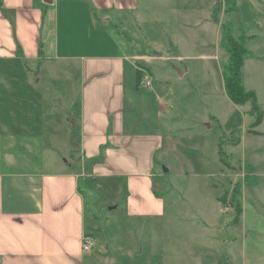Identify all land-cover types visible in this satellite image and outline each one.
Wrapping results in <instances>:
<instances>
[{
	"label": "rangeland",
	"instance_id": "obj_1",
	"mask_svg": "<svg viewBox=\"0 0 264 264\" xmlns=\"http://www.w3.org/2000/svg\"><path fill=\"white\" fill-rule=\"evenodd\" d=\"M136 5L114 15L108 27L126 41L131 56L160 58L137 69L173 106L162 114V129L170 134L163 133L154 167L164 211L161 217L126 218L124 179L110 189L97 180L89 190L81 186L89 193L86 235L95 242L86 264H264V0H137ZM223 25L246 50L241 83L263 113L258 126L250 103L234 105L225 95L229 54ZM32 65L23 70L30 79L41 76L42 84L43 75ZM179 71L187 73L179 78ZM43 89L52 101L46 112H64L52 115L64 133L67 115L59 98L73 93V103L79 102L80 86L76 91L62 83L52 69ZM15 94L2 84L0 112L7 106L19 110L22 90L20 98ZM76 110L68 119L77 121ZM64 127L71 129L74 151L78 124ZM237 206L241 214L235 223Z\"/></svg>",
	"mask_w": 264,
	"mask_h": 264
},
{
	"label": "crops",
	"instance_id": "obj_2",
	"mask_svg": "<svg viewBox=\"0 0 264 264\" xmlns=\"http://www.w3.org/2000/svg\"><path fill=\"white\" fill-rule=\"evenodd\" d=\"M136 2L0 0V89L4 83L16 97L23 93L19 110L0 112V264L92 259L81 249L88 233L85 191L92 181L110 189L126 180L128 219L163 215L155 156L170 134L162 129V114L173 106L151 80L149 86L137 83V68L160 58L131 56L126 41L108 27ZM27 64L38 67L43 83L55 69L62 83L76 91L80 86L79 102L73 103V93L59 98L64 126L78 124L74 151L71 129L63 126V133L61 121L52 118L64 112H46L52 101L41 76L30 79L23 70ZM181 73L179 78L187 71ZM74 106L77 121L68 119Z\"/></svg>",
	"mask_w": 264,
	"mask_h": 264
},
{
	"label": "trees",
	"instance_id": "obj_3",
	"mask_svg": "<svg viewBox=\"0 0 264 264\" xmlns=\"http://www.w3.org/2000/svg\"><path fill=\"white\" fill-rule=\"evenodd\" d=\"M221 33L224 35L222 37V41L227 45V51L229 54V63L226 69V73L224 75V92L229 101L234 105H244L246 103H250L251 107V115H254V126H258L261 124L263 119V113L260 111L257 99L255 94L250 91H245L243 85L241 83V70L244 64V59L246 57V50L240 43H236L233 41L231 34L229 32V27L226 25L221 26ZM138 73V72H137ZM140 74H137V83L139 84ZM254 135H258V133L253 132ZM220 151V150H219ZM241 214V208L239 206L236 207V214L234 222L238 221V218Z\"/></svg>",
	"mask_w": 264,
	"mask_h": 264
},
{
	"label": "built area",
	"instance_id": "obj_4",
	"mask_svg": "<svg viewBox=\"0 0 264 264\" xmlns=\"http://www.w3.org/2000/svg\"><path fill=\"white\" fill-rule=\"evenodd\" d=\"M140 86H149V77L147 76L146 72L143 70L141 71V77L139 81ZM95 247V242L94 240L89 237L88 235H85L82 239V245L81 249L83 253H89L91 252Z\"/></svg>",
	"mask_w": 264,
	"mask_h": 264
},
{
	"label": "water",
	"instance_id": "obj_5",
	"mask_svg": "<svg viewBox=\"0 0 264 264\" xmlns=\"http://www.w3.org/2000/svg\"><path fill=\"white\" fill-rule=\"evenodd\" d=\"M43 2L46 3V4H50L51 3V0H43ZM179 76H182V73L181 72H179Z\"/></svg>",
	"mask_w": 264,
	"mask_h": 264
}]
</instances>
